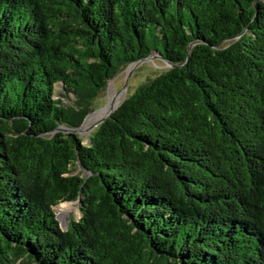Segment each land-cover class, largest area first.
Masks as SVG:
<instances>
[{"label":"trees","instance_id":"1","mask_svg":"<svg viewBox=\"0 0 264 264\" xmlns=\"http://www.w3.org/2000/svg\"><path fill=\"white\" fill-rule=\"evenodd\" d=\"M0 264H264V0H0Z\"/></svg>","mask_w":264,"mask_h":264},{"label":"rangeland","instance_id":"2","mask_svg":"<svg viewBox=\"0 0 264 264\" xmlns=\"http://www.w3.org/2000/svg\"><path fill=\"white\" fill-rule=\"evenodd\" d=\"M167 69L168 65L166 63L156 57H153L143 62H140L135 66L131 64L118 71L116 76L107 82L105 89L100 94H98L97 98L92 104V112L85 117L82 124L80 125V128L83 126L86 119L92 117V115L94 116L96 113H98L100 110L107 106L112 93H115L118 96L124 95L122 99L123 101L128 95L133 93V91L139 85L146 83L147 81L153 79L154 77H156ZM126 78H128L127 84L126 87L123 88ZM64 104L67 105L68 102L64 101ZM98 121L90 122L88 125L90 126V128H88L85 132L75 133L80 137L83 144L87 143V137L94 130V125ZM72 173L80 174V176H82L81 169L78 166L73 168ZM54 211L62 229L66 228L69 219L77 221L80 218L79 204L77 202L61 203L54 208Z\"/></svg>","mask_w":264,"mask_h":264},{"label":"bare ground","instance_id":"3","mask_svg":"<svg viewBox=\"0 0 264 264\" xmlns=\"http://www.w3.org/2000/svg\"><path fill=\"white\" fill-rule=\"evenodd\" d=\"M124 95L118 96L115 93L111 94V97L109 98V102L105 108L100 110L98 113H96L94 116L88 118L85 120L83 126L80 128V132H85L88 128H90L89 123L95 122L100 120L102 117H104L109 111L114 110L118 107V105L121 103ZM91 125V124H90Z\"/></svg>","mask_w":264,"mask_h":264},{"label":"water","instance_id":"4","mask_svg":"<svg viewBox=\"0 0 264 264\" xmlns=\"http://www.w3.org/2000/svg\"><path fill=\"white\" fill-rule=\"evenodd\" d=\"M153 57H156V58H158V59H160L161 61H162V59L160 58V57H158V56H153V55H151V56H149V57H147V58H145V59H143V60H140V61H137V62H135V63H133V66H135L136 64H138V63H140V62H143V61H145V60H148L149 58H153ZM127 79L128 78H126V80H125V82H124V86H123V88H125L126 87V84H127ZM116 109V108H115ZM114 109V110H115ZM114 110H111V111H109L103 118H101L95 125H94V127L96 128L98 125H100L106 118H108L109 117V115L114 111ZM79 128H80V126H79ZM79 128H76V129H67V128H61V127H58V128H56L55 129V131H60V132H63V133H79L80 131H79Z\"/></svg>","mask_w":264,"mask_h":264}]
</instances>
